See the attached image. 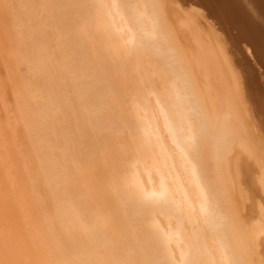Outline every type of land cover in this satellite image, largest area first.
<instances>
[{
	"label": "bare ground",
	"instance_id": "obj_1",
	"mask_svg": "<svg viewBox=\"0 0 264 264\" xmlns=\"http://www.w3.org/2000/svg\"><path fill=\"white\" fill-rule=\"evenodd\" d=\"M262 161L264 0H0V264H264Z\"/></svg>",
	"mask_w": 264,
	"mask_h": 264
},
{
	"label": "snow or ice",
	"instance_id": "obj_2",
	"mask_svg": "<svg viewBox=\"0 0 264 264\" xmlns=\"http://www.w3.org/2000/svg\"><path fill=\"white\" fill-rule=\"evenodd\" d=\"M249 162L254 160V156H248ZM261 168H264V161L261 162Z\"/></svg>",
	"mask_w": 264,
	"mask_h": 264
}]
</instances>
